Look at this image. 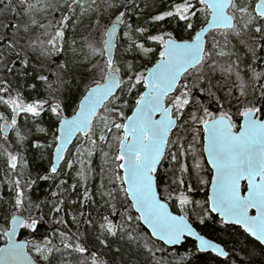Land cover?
I'll return each mask as SVG.
<instances>
[{"label": "snow or ice", "instance_id": "1", "mask_svg": "<svg viewBox=\"0 0 264 264\" xmlns=\"http://www.w3.org/2000/svg\"><path fill=\"white\" fill-rule=\"evenodd\" d=\"M19 2L24 7L25 15L33 11L47 12L49 9L61 11L55 35L47 41L37 39L29 43L33 51L39 48L40 54L47 56L60 51L57 41L63 39L64 29L69 23L75 26L79 22L76 9H79L80 16L95 11L93 5L96 0H63L62 4H53L50 0H36L35 3L30 0ZM106 2L108 8H118L111 0ZM0 3H3V0H0ZM10 4L11 0H8L4 7L8 8ZM11 10L13 13L16 12L15 8ZM198 15L203 16L204 25L189 39H178L169 31L152 34L144 26L137 25L134 28L126 19L125 11L114 13V18L103 27L97 18L93 28L101 32V40L98 44L88 42V48L92 56L102 57V63L94 65L100 73V79L93 80L91 85L86 87L70 116L63 114L64 110L60 103L50 104L47 100L40 99L26 102L21 92L12 94L13 89L7 80H0V105L11 113L10 118L0 113V137L7 140L8 133L15 130L18 140L22 142L25 137L19 132L18 117L21 114L39 117L46 110L45 105L55 117L57 125L54 133L55 160L48 173L39 176V180L46 181L57 174L58 162L65 159L66 145L74 136L82 135L85 142L90 145V150L87 151L89 157L97 146H107L110 151L101 149L102 156L106 163L111 162L114 167L108 170V186L102 182L97 194L112 208V215L117 214L113 201L122 195L128 207L121 216L127 219L126 221L122 219L120 224H116L108 216H103L100 229L105 236L121 235L123 238L127 235L130 242H136L138 246L142 243L143 249L154 258L155 252L161 250L155 247L158 242L174 246L181 244L187 237H192L197 242L195 248L198 252L210 251L218 257L228 256V252L217 243L195 231L186 214L187 206L194 202L185 195L186 187L187 191H192L191 186L186 185L185 178L192 171L199 176L203 167L201 160L204 157L207 165L211 166V178L205 180L200 177L199 182L210 184L211 194L207 196L206 207L199 222L203 224L208 215L216 213L223 222L239 225L245 233L264 244V85L260 88L259 100H248L247 87L239 65L236 64L234 68L233 64H228L226 68L221 67L220 70L229 76L235 74L238 82L236 87L240 95L234 97L229 90L225 98L221 99L213 91L211 79L204 74L205 67L213 70L217 67L215 61L208 63L213 55L223 57L232 54L224 50L215 36L212 37V49L208 48V34L211 32H218L226 42L229 34L239 37L242 32L253 33V43L248 46V51L251 52L255 63L258 50H264V0H255L254 4L238 3V0H178L167 10L153 15L151 22L155 24L171 18L183 22L186 31H193L194 19ZM31 24L35 26L37 21L33 18ZM13 27L18 29L19 25ZM38 27L44 29L47 34V29L53 25L39 24ZM28 30L29 26L25 25L24 31ZM120 31L128 38L126 51L131 52L135 49L145 57L155 56L158 52L155 62L144 71H133V65L129 63L127 67L130 74L127 80L122 79L121 69L114 59V49L117 47L115 41ZM133 33L142 37L144 42L133 38ZM3 39L0 38V65H3L10 74L15 71L17 75H30L27 71L29 68L27 56L21 55L15 41L2 43ZM146 42L158 47L154 49L146 46ZM13 55L15 58L9 62L8 57ZM17 62L21 66L18 70L15 69ZM249 70L252 71L255 80L264 77V71L256 72L251 65ZM36 79L51 89L52 85L48 83L46 76L38 75ZM205 81L208 83L207 87L203 86ZM60 83L62 85L66 81ZM140 86L143 90L135 96L129 115L123 111L129 108V102L127 100L121 102L122 96L117 95V92L123 93L127 88V93L131 95ZM29 87L35 88L36 85L32 84ZM197 89L209 100H215L216 111H210L208 106L196 97ZM233 100L239 105L237 112L241 118L239 124L234 122V116L225 108V104L231 105ZM39 131L44 132L45 129L41 128ZM114 145L115 152L112 153ZM33 146L44 147L39 143ZM77 156L81 164V170L77 173L80 179L79 186L84 189L80 200L83 207L89 201H93V193L87 184L90 169H85V162L80 159L84 156V151L78 149ZM189 157L192 160L191 169L188 165ZM19 159L18 155L8 153L7 166L12 172L17 170ZM165 159L170 165L177 166L178 175H174L172 184L178 185L179 191L170 190L169 186L166 189L167 196H162L157 177ZM73 163L72 160H68L67 168H73ZM22 179L21 175L10 181L11 190H14L12 207L16 211L11 214L9 226L0 233L7 238L6 243L0 247V264H38L37 259L29 254V242L17 239L18 230L34 232L43 222L42 216L25 218L22 214L25 206L24 190L31 188L36 182L24 180L22 183ZM65 183L66 181H61L57 185L58 191ZM77 186L73 184L71 187L75 190ZM51 195L55 198L58 192H52ZM168 200L176 202L180 214H174L169 210ZM63 204L62 199L55 201L52 212L55 214L63 212ZM250 210H255V214L250 215ZM83 216L84 213L81 212L80 217ZM72 220L79 223L76 216H72ZM133 222L143 228L147 235L141 237L135 229L127 232L125 224ZM54 223L66 226L62 218H54ZM84 223L91 222L84 220ZM56 235L63 249L81 256L89 252L84 245L74 242L68 233L58 231ZM99 243L107 246L105 239H100ZM31 250L39 261L51 264L53 253L61 249L53 244L52 239L45 237L42 244H33ZM90 264H104V261L92 252ZM156 264H159L158 260Z\"/></svg>", "mask_w": 264, "mask_h": 264}, {"label": "trees", "instance_id": "2", "mask_svg": "<svg viewBox=\"0 0 264 264\" xmlns=\"http://www.w3.org/2000/svg\"><path fill=\"white\" fill-rule=\"evenodd\" d=\"M255 0H238V3L253 4ZM35 3L36 0H30ZM53 4H62L63 0H50ZM173 2L178 0H113V3L118 5V8H108L102 6L98 1L91 11L83 16L79 15L78 8L76 9V17L79 22L73 26L64 29L65 35L62 40L57 41V46L60 51L52 52L50 55L42 56L40 49L36 48L33 51L29 47V43L33 40L47 41L55 35L56 23L60 19L61 11H52L49 9L47 12L33 11L28 15L24 13V7L20 4L19 0H11L8 8L4 4L8 0H3L0 3V38H4L2 43H7L9 40L16 42L17 50L21 52L22 56H27L29 60V68L27 71L30 75L22 76L13 73H8L3 65H0V80H7L12 89V94L15 95L17 91L22 93L26 102L33 100H47L51 103H60L64 109L65 115L73 113V108L77 103L79 97L85 91L86 87L91 85L93 80L100 79V73L94 65L102 63V57L92 56L88 48V42L98 44L101 40V32L93 28L95 20L100 19L101 27L106 25L110 19L114 18V13L118 14L119 11L126 12V19L135 28L137 25L148 28L149 33L156 34L161 31L172 32L178 39H188L194 34L204 22L202 15H198L194 19V30L186 31L183 22L168 18L163 22L152 23L151 17L159 14L169 8ZM126 6V7H125ZM39 7V5H38ZM12 8L16 12H12ZM139 9H142L140 11ZM231 10V9H230ZM66 11V10H65ZM139 14V17L134 15ZM73 17V19H76ZM35 19L37 25L33 26L31 20ZM53 27L45 30L38 27L39 24H49ZM8 25L6 28L5 25ZM14 25H19V28H14ZM25 25L29 26V30L24 31ZM239 26V24H238ZM134 38L138 41L144 42L142 37H138L133 33ZM250 32H242L239 37L229 34L227 42L224 37L218 32H211L208 34V48L212 49V37L215 36L220 41L222 47L226 52L232 53L223 57L213 55L209 60V64L213 61L216 62L217 67L215 70L205 67L204 74L211 79L213 91L221 99H224L226 94L231 90L232 96L239 97V91L236 87L238 83L235 74L229 76L226 72L220 70L221 67L226 68L228 64H238L241 70V76L246 84L248 100H259L260 88L264 85V77L260 80L253 79V73L249 70L251 65L255 68L256 72L264 71V50H258L257 59L253 63L251 52L248 51V46L252 45V36ZM114 59L116 64L121 69V77L127 80L129 73L127 65H133V71H144L157 57L149 56L147 59L141 57L140 53L133 49L131 52L123 51V47L128 45L127 41L117 39ZM147 46H153L156 49L158 46L146 42ZM13 56L8 57L10 62L14 59ZM84 59H86L84 61ZM235 62V63H234ZM65 67L61 68L60 66ZM20 64L17 62L15 69H20ZM142 69V70H141ZM38 75H44L48 78V83L52 85L49 89L46 84L36 79ZM60 81H66L62 84ZM191 78H189V82ZM35 84V88L29 87ZM204 87L208 86L205 81ZM142 90V86L138 87L131 95L126 96L124 89L123 93L117 92V95L122 96V101L129 102V108L123 109L127 114L131 106L134 104L135 96ZM197 98L205 103L210 111H216L217 105L215 100H209L206 95H201L199 90H195ZM243 99V98H241ZM226 110L230 111L234 116V122H237L239 116L237 114L239 105L235 100L231 105L225 104ZM45 111L39 117L33 118L31 115L21 114L18 117V129L20 134L25 137L21 142L16 136V131L12 130L8 133V139L5 140L0 137V233H3L8 225L11 214L16 211L13 207L14 190H11L10 181L19 178L22 175V183L24 180L36 181L31 188H25V206L22 214L25 218L29 216L43 217V222L38 226L36 231L21 230L20 236L26 238L33 244H42L45 237L52 239L61 250L54 252L51 257V264H90V253L95 252L98 258L104 261V264H264V247L256 240L245 234L241 228L234 225H224L216 216L208 215L205 222L201 224L200 218L206 207V184L199 182L200 177L207 180L204 172L205 163L203 159L202 170L197 176L195 171H192L189 176L185 178L186 185H190L192 191L184 189L185 195L189 197L194 203L187 206L189 219L201 232L209 237L215 238L220 241L228 256L221 258L212 252H198L192 240L185 239L180 246L168 247L161 242H158L155 247L161 249L155 252V258L149 255L142 247V243L138 246L136 242H130L127 235L121 238V235L116 237L105 236L101 229L100 224L103 223V216H108L109 219L116 224H120L122 219L126 221V217H122L121 213L125 212L128 207L122 195L113 201L116 205V215H112V208L105 203L98 193V173L100 166L101 149L105 150V145L97 146L92 150V155L89 157L87 151L90 150V145L83 142L82 139H74L69 146L65 159L55 176L49 180H39L38 177L45 175L49 170V163L51 157V150L54 146V133L56 127L55 117L52 116L50 110L45 105ZM0 113H4L10 118V110L0 105ZM187 118V117H185ZM44 128L47 132L46 136L40 134L39 128ZM190 138V137H189ZM39 143L44 147L36 148L33 145ZM48 145H52L48 147ZM116 145L111 150L115 152ZM84 151L83 159L85 162V169H90L88 187L93 193V201H89L81 207L80 200L82 199L83 187L80 185V179L77 173L81 170V164L77 156V150ZM8 153L18 155L19 166L15 172H12L7 166ZM72 160L73 168H67V161ZM188 165L191 169L192 160L188 159ZM114 167V164L109 162V169ZM175 165H170L169 161L165 159L159 168L157 183L159 191L162 196H167L166 189L171 186L170 190L179 191V186L172 184L174 175H178ZM11 173V175H9ZM61 181H66L62 188L58 191L57 185ZM77 184L75 190L72 185ZM52 192H58L57 197H52ZM64 200L63 212L55 214L52 212V207L55 201ZM76 201V203H73ZM172 210L180 213L179 206L174 200L167 201ZM198 202V204H197ZM39 205V207H37ZM133 211V210H132ZM83 212L84 216L80 217ZM69 213L71 215H69ZM72 216H76L79 223H74ZM55 219L62 218L65 224L54 223ZM84 220H89L91 223L86 224ZM127 232L133 229L141 236L147 235L145 230L138 227L136 223L125 224ZM64 231L72 236L74 242H79L89 249L88 253L81 256L71 250L63 249L60 244V239L56 233ZM78 238V239H77ZM100 239H105L107 246L99 243ZM4 237L0 235V244L4 242ZM119 249V251H117ZM31 251V250H30ZM32 252V251H31ZM34 255V253H32ZM35 256V255H34ZM36 257V256H35ZM39 261V258L36 257ZM45 264L43 261H39Z\"/></svg>", "mask_w": 264, "mask_h": 264}, {"label": "water", "instance_id": "3", "mask_svg": "<svg viewBox=\"0 0 264 264\" xmlns=\"http://www.w3.org/2000/svg\"><path fill=\"white\" fill-rule=\"evenodd\" d=\"M204 25V22L202 23V25L201 26H203ZM200 26V27H201ZM200 27L196 30V31H198L199 29H200ZM116 42V41H115ZM114 51H115V49H114ZM154 63V62H153ZM152 63V64H153ZM152 66V65H151ZM150 66V67H151ZM90 86V85H89ZM85 92V91H84ZM84 92H83V94H84ZM82 94V95H83ZM79 101V100H78ZM78 103V102H77ZM73 114V113H72ZM72 114H70V115H72ZM129 115L131 114V111L128 113ZM69 115V116H70ZM240 121H241V119H240ZM75 137V136H74ZM74 137L72 138V140L74 139ZM72 142V141H71ZM71 142L68 144V145H66V151H67V149H68V147L70 146V144H71ZM66 151L64 152V156H65V153H66ZM54 153H55V144H54V146H53V148H52V153H51V161H50V165H49V169L51 168V166H52V162L55 160V156H54ZM206 158V157H205ZM62 161L63 160H61V161H59L58 162V164H59V166H60V164L62 163ZM59 166H58V168H59ZM210 166V165H209ZM211 167V166H210ZM210 189H211V185L209 184L208 185V192H207V196L208 195H210L211 193H210ZM168 203V202H167ZM169 204V203H168ZM169 210L170 211H172L174 214H180V213H178V212H175V211H173L172 210V208L170 207V205H169ZM134 211V210H133ZM18 214H20V213H18ZM212 214H214V215H216L220 220H221V218L219 217V215L218 214H216V213H212ZM250 215H254L255 214V210H250V213H249ZM24 216V215H23ZM25 217V216H24ZM10 219H11V217H10ZM10 219H9V221H10ZM222 221V220H221ZM223 222V221H222ZM189 223L190 224H192V226H193V228H194V230L195 231H197L200 235H202V236H204L206 239H209V240H211L212 242H214V243H217L220 247H222L223 249H224V247H223V245L220 243V242H218L217 240H214V239H212V238H209L208 236H206L204 233H202L199 229H197L196 227H195V225L190 221V219H189ZM223 223H225V222H223ZM225 224H231V223H225ZM234 225V224H233ZM9 226V224L7 225V227ZM236 226H239V225H236ZM6 227V228H7ZM240 227V226H239ZM241 228V227H240ZM242 229V228H241ZM243 230V229H242ZM244 231V230H243ZM20 233H21V230H18L17 231V239L18 240H24V241H27V239L26 238H22L21 236H20ZM247 234V233H246ZM248 235V234H247ZM253 239H255L254 237H252ZM4 242L2 243V244H0V247H2L5 243H6V237H4ZM186 239H189V240H192L193 242H194V244H196L197 242L194 240V238H192V237H187ZM185 240V239H184ZM184 240H183V242H184ZM256 240V239H255ZM256 241H258V240H256ZM182 242V243H183ZM259 242V241H258ZM161 243H163V242H161ZM181 243V244H182ZM260 243V242H259ZM181 244H178V245H174V246H180ZM263 247H264V244H262V243H260ZM166 246H168V247H174V246H170V245H166ZM225 250V249H224ZM226 251V250H225ZM210 252V251H209ZM213 253V252H212ZM30 254V253H29ZM215 254V253H214ZM31 255V254H30ZM34 258V257H33ZM221 258H225V257H221ZM35 259V258H34ZM39 264V263H38Z\"/></svg>", "mask_w": 264, "mask_h": 264}, {"label": "rangeland", "instance_id": "4", "mask_svg": "<svg viewBox=\"0 0 264 264\" xmlns=\"http://www.w3.org/2000/svg\"><path fill=\"white\" fill-rule=\"evenodd\" d=\"M100 2L101 4H102V6H106V0H96V3L97 2ZM111 2L113 3V0H111ZM96 3L93 5V7L94 6H96ZM79 10V9H78ZM134 17L136 18V17H139V14H136V15H134ZM80 18V17H79ZM121 40H124V41H127L128 42V38H126V37H124V35H123V31H121L120 32V37H119ZM134 38V37H133ZM139 42H141V41H139ZM147 46V45H146ZM151 47H153V46H151ZM128 48V45L127 46H125V47H123V51L125 52L126 51V49ZM154 48V47H153ZM141 55V54H140ZM141 57L142 58H144V59H147L148 57H145V56H143V55H141ZM86 59H84V61H85ZM142 70V69H141ZM123 79V78H122ZM125 95L126 96H128L129 94L127 93V91H125ZM61 108L63 109V107L61 106ZM64 110V109H63ZM64 112V111H63ZM64 114V113H63ZM65 115V114H64ZM43 128V127H42ZM39 129H41V128H39ZM44 129V128H43ZM40 132V134H42V135H44V136H46V134H47V132H46V130L44 131V132H41V131H39ZM104 151H110L108 148H107V146L105 145V150ZM103 170V171H102ZM108 170H109V162H105V159L103 158V156H102V152H101V154H100V166H99V173H98V184H99V189H100V185H101V183L103 182L104 184H105V186H108V181H107V175H108Z\"/></svg>", "mask_w": 264, "mask_h": 264}, {"label": "flooded vegetation", "instance_id": "5", "mask_svg": "<svg viewBox=\"0 0 264 264\" xmlns=\"http://www.w3.org/2000/svg\"><path fill=\"white\" fill-rule=\"evenodd\" d=\"M140 11H142V9H139ZM229 13L231 14V10H229ZM109 23V22H108ZM107 23V24H108ZM197 30V29H196ZM121 32V31H120ZM120 32H119V34H118V36H117V38H116V42H117V39L120 37ZM195 33V32H194ZM194 35V34H193ZM133 37H134V35H133ZM189 39V38H188ZM116 49V48H115ZM114 53H115V51H114ZM157 57H158V55H157ZM156 57V58H157ZM153 62H155V60L153 61ZM152 62V63H153ZM152 63L148 66V67H150L151 65H152ZM142 90H143V88H142ZM141 90V91H142ZM83 94V93H82ZM80 98V97H79ZM79 100V99H78ZM78 102V101H77ZM240 117L238 118V120H237V124H239V122H240ZM57 126V125H56ZM74 139H78V140H80V139H82V141L84 142L85 140H84V137L82 136V135H77V136H75L74 137ZM73 139V140H74ZM71 145V144H70ZM69 148V147H68ZM68 150V149H67ZM67 152V151H66ZM51 153H52V150H51ZM65 155H66V153H65ZM65 157V156H64ZM50 161H51V157H50ZM203 161H204V163H205V168H204V172H205V174H206V176H207V180H210V178H211V172H210V166L209 165H207V163H206V158L204 157L203 158ZM63 162V161H62ZM49 165H50V163H49ZM61 165H62V163L60 164V166H59V168H58V171H59V169H60V167H61ZM49 167V166H48ZM208 185L209 184H207L206 186H205V188H206V199H207V192H208ZM211 215H213V216H216V215H214V214H212L211 213ZM217 217V216H216ZM218 218V217H217ZM219 219V218H218ZM220 220V219H219ZM191 221V220H190ZM221 221V220H220ZM192 222V221H191ZM222 222V221H221ZM223 223V222H222ZM224 225H233V224H225V223H223ZM234 226H236V225H234ZM196 227V226H195ZM237 227H239V226H237ZM240 228V227H239ZM243 231V230H242ZM244 232V231H243ZM203 233V232H202ZM245 233V232H244ZM246 234V233H245ZM206 235V234H205ZM207 236V235H206ZM249 236V235H248ZM209 237V236H208ZM251 237V236H250ZM209 238H212V237H209ZM252 238V237H251ZM212 239H214V240H217V239H215V238H212ZM255 240V239H254ZM218 241V240H217ZM27 242H29V240L27 239ZM218 242H220V241H218ZM258 242V241H257ZM221 243V242H220ZM259 243V242H258ZM222 244V243H221ZM223 245V244H222ZM224 247V246H223ZM225 249V248H224ZM31 250V246H30V242H29V253L31 254V255H33L32 253L33 252H31L30 251ZM226 250V249H225ZM33 257L35 258V259H37L34 255H33ZM37 261H38V259H37ZM38 263L39 264H41L39 261H38Z\"/></svg>", "mask_w": 264, "mask_h": 264}]
</instances>
